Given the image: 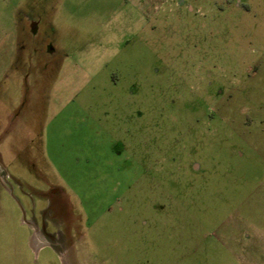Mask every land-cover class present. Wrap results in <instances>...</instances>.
Returning a JSON list of instances; mask_svg holds the SVG:
<instances>
[{"label": "rangeland", "instance_id": "obj_1", "mask_svg": "<svg viewBox=\"0 0 264 264\" xmlns=\"http://www.w3.org/2000/svg\"><path fill=\"white\" fill-rule=\"evenodd\" d=\"M155 1L0 15V264H264V0Z\"/></svg>", "mask_w": 264, "mask_h": 264}, {"label": "crops", "instance_id": "obj_2", "mask_svg": "<svg viewBox=\"0 0 264 264\" xmlns=\"http://www.w3.org/2000/svg\"><path fill=\"white\" fill-rule=\"evenodd\" d=\"M169 0H156L155 4H157L158 7H161L164 3L168 2ZM22 5V7L16 6L15 5ZM20 2V3H19ZM24 5H28L27 0H0V15H14V12L17 10V12H19L18 9H20V12H22L24 10L23 6ZM27 6V7H28ZM32 8H35V6H33ZM22 99H21V103L22 104ZM18 105V106H19Z\"/></svg>", "mask_w": 264, "mask_h": 264}]
</instances>
